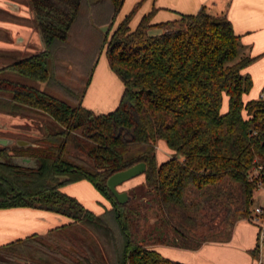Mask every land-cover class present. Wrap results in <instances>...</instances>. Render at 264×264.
I'll list each match as a JSON object with an SVG mask.
<instances>
[{"label": "trees", "instance_id": "1", "mask_svg": "<svg viewBox=\"0 0 264 264\" xmlns=\"http://www.w3.org/2000/svg\"><path fill=\"white\" fill-rule=\"evenodd\" d=\"M29 3L43 49L0 67V113L29 121L17 130L35 145L0 146V209L74 221L1 245L0 264H185L153 247L229 241L254 204L247 175L256 160L264 164V101L243 100L252 79L242 71L253 58L238 59L228 17L204 7L152 35L150 16L130 28L138 5L115 25L124 0ZM103 52L125 89L115 110L96 115L82 100ZM160 140L174 151L162 163ZM20 156L37 167L11 161ZM141 162L145 182L121 204L107 180ZM83 179L110 208L95 214L61 190Z\"/></svg>", "mask_w": 264, "mask_h": 264}, {"label": "crops", "instance_id": "2", "mask_svg": "<svg viewBox=\"0 0 264 264\" xmlns=\"http://www.w3.org/2000/svg\"><path fill=\"white\" fill-rule=\"evenodd\" d=\"M5 4L6 18L3 19V24L9 35L0 40L2 46L14 51L20 50L29 38L25 33L28 31L26 27L28 23L25 22L27 19L22 16L19 3L7 0ZM137 5L138 8L130 21V28L136 29L144 16H150V24L153 26L150 29L152 35L163 33V29L159 27L160 24L178 19L182 15L196 14L204 7L212 14L226 15L232 23L235 34L239 37L238 59L253 58L252 62L242 71L252 79V87L244 93L243 100L247 102L261 99V94L264 93V0H124L115 25L122 22ZM124 89V83L111 69L106 53L103 52L96 62L82 105L96 115L107 114L119 106ZM262 100L264 101V98ZM221 110H223L222 113L228 110L227 95L224 96ZM5 116L7 115L0 114V126L3 130L9 131L10 127L2 119ZM0 136L18 138L8 134H0ZM160 142L165 141L160 140L158 143ZM158 143L156 158L158 163H162L171 158L174 151L168 147L166 142V149L163 148L162 143L161 145ZM86 182L91 183L83 179L68 185ZM144 182L145 175L142 174L125 182L123 185L126 189L124 190L129 191L130 188ZM82 186L88 188L86 184ZM61 190L71 195L63 187ZM110 207L111 202L100 212L93 211L95 210L93 207L88 209L95 214H101ZM73 221L65 215L39 208L0 209V246L33 234H46L53 228ZM256 238L255 228L245 230L243 220L240 219L235 223L232 237L227 242H206L196 250L167 245H157L153 249L166 258L185 264H259L260 254L259 257L254 255L257 247Z\"/></svg>", "mask_w": 264, "mask_h": 264}, {"label": "rangeland", "instance_id": "3", "mask_svg": "<svg viewBox=\"0 0 264 264\" xmlns=\"http://www.w3.org/2000/svg\"><path fill=\"white\" fill-rule=\"evenodd\" d=\"M17 3H19L21 9H22V16H24L25 22L28 23L26 25L28 31L25 33L29 37L27 40L26 45L21 48L20 50H11L9 48H6L2 46V42L0 40V67L11 63L15 60L21 59L28 57L30 55L36 54L40 52L43 48L42 41H41V36L38 28L35 25L34 21V11L31 7V4L29 3V0H14ZM7 0H0V39H4L5 37H8V33L5 31L4 27H6L3 24V19L6 18V13H5V8H6V3ZM17 18V17H16ZM18 20H21L17 18ZM20 22V21H19ZM11 35V34H10ZM65 81L68 84H74V80L69 79V78H64ZM226 97V95H224ZM223 111V110H221ZM2 118V117H1ZM3 122L10 127V130L6 131L3 130L0 126V134H8L12 135L14 137H21L24 139L27 137H30V134L28 133H23L22 131L17 132V129L25 127L27 124H30L29 121L26 119L20 118V117H14V116H5L2 118ZM4 125V127L6 126ZM15 129V132H13ZM34 131V130H33ZM18 138V139H19ZM164 149H166L165 142H160L158 145H161ZM159 153L161 154V150L159 149ZM82 184H86L88 188L82 186ZM78 185H64L62 186L63 189L67 192H70L71 195L77 197L87 208L93 207L95 208V212H100L103 211L107 206L110 205L109 199L106 198L105 195H103L92 183L86 182ZM140 185H136L135 187H138ZM61 187V188H62ZM134 188V187H132ZM130 188V190L132 189ZM120 190L125 191L126 187L124 185H121ZM129 190V192H130ZM254 203L255 204H263L264 205V192L262 190H258L255 193V198H254ZM244 223V229L249 230L252 227L255 228L256 233L257 229L256 227L247 219L243 218ZM257 242V238H256ZM263 260H264V255H263ZM8 264H26L25 262L21 260H7Z\"/></svg>", "mask_w": 264, "mask_h": 264}, {"label": "water", "instance_id": "4", "mask_svg": "<svg viewBox=\"0 0 264 264\" xmlns=\"http://www.w3.org/2000/svg\"><path fill=\"white\" fill-rule=\"evenodd\" d=\"M41 41H42V38H41ZM14 143L17 144L18 146H23V147L35 145L34 143H32L30 140H27V139H22V138L15 139V138L0 136V146H8ZM4 161L5 159L0 158V162H4ZM11 161L16 165H19L25 168H36L37 167L36 159L28 157V156L14 157L12 158ZM146 170H147V164L145 162H141L127 169L118 171L108 178L107 186L121 204H125L126 202H128L131 199V195L129 191L127 190L121 191L119 189L120 186L123 185L125 182L144 174Z\"/></svg>", "mask_w": 264, "mask_h": 264}, {"label": "built area", "instance_id": "5", "mask_svg": "<svg viewBox=\"0 0 264 264\" xmlns=\"http://www.w3.org/2000/svg\"><path fill=\"white\" fill-rule=\"evenodd\" d=\"M264 98V93L261 94V99ZM247 178L249 181L254 182L256 184V189L254 190V198L255 193L258 190H262L264 192V164L255 161L253 166L250 168ZM257 229V246L259 250V264L264 263L263 255H264V205L263 204H253L250 208L247 217H246Z\"/></svg>", "mask_w": 264, "mask_h": 264}, {"label": "flooded vegetation", "instance_id": "6", "mask_svg": "<svg viewBox=\"0 0 264 264\" xmlns=\"http://www.w3.org/2000/svg\"><path fill=\"white\" fill-rule=\"evenodd\" d=\"M0 114H2V113H0ZM3 115H7V114H3ZM7 116H11V115H7ZM14 117H16V116H14ZM21 118V117H20ZM18 133H19V131H17ZM29 134V133H28ZM19 138V137H18ZM18 138H16V139H18ZM22 138V137H21ZM20 139V138H19ZM22 139H24V137L22 138ZM25 139H27V138H25ZM27 140H29V139H27Z\"/></svg>", "mask_w": 264, "mask_h": 264}]
</instances>
